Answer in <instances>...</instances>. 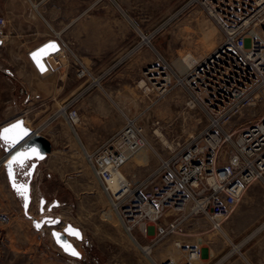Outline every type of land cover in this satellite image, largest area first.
<instances>
[{
    "label": "rangeland",
    "instance_id": "rangeland-1",
    "mask_svg": "<svg viewBox=\"0 0 264 264\" xmlns=\"http://www.w3.org/2000/svg\"><path fill=\"white\" fill-rule=\"evenodd\" d=\"M101 8L111 9L112 16L129 27L128 44L113 48H64L63 65L57 68H70L77 73L84 66L99 84L92 87L108 90L113 136L123 128L126 119H134L142 126L150 147L133 155L122 173L134 185L144 180L151 183L160 160L170 158L172 150L187 148L192 137L200 138L207 121L199 109L187 106L188 95L183 88L173 89L162 99L152 90L142 88L143 73L157 64L183 73V55L205 57L218 47L222 35L191 0H100L97 9ZM203 45H207L205 50ZM67 104L57 106L53 123L40 134L50 142L51 152L36 169L28 211L9 181L6 150L0 161V264H165L172 261L167 259L169 252L176 253V264H186L185 246H196L201 251L200 258L192 264H264L261 182L249 188L224 222L222 232L214 231L202 215H189L188 206L179 213L166 209L156 223H150L147 238L134 240L86 158L85 153L93 151L83 144L80 131L87 128L83 118L80 116L81 122L72 127L64 117L62 108ZM263 110L260 102L245 108L227 129L239 134L257 121ZM30 126L33 131L36 129L32 123ZM87 130L97 132L92 127ZM158 131L169 145L161 141ZM237 139L238 135L232 143L222 146L220 164L225 163ZM30 165L29 162L25 172ZM23 177L26 182L28 176ZM175 219H183L177 233L158 241L157 227ZM68 225L82 233V239L67 235L80 257L66 254L53 237V231L65 233ZM178 243L182 245L180 253ZM148 247L152 251L149 248L150 253L146 254Z\"/></svg>",
    "mask_w": 264,
    "mask_h": 264
},
{
    "label": "built area",
    "instance_id": "built-area-1",
    "mask_svg": "<svg viewBox=\"0 0 264 264\" xmlns=\"http://www.w3.org/2000/svg\"><path fill=\"white\" fill-rule=\"evenodd\" d=\"M191 4L200 7L219 29L222 39L218 47L192 65L185 64L183 73L167 65L149 67L143 73L141 87L155 92L158 99L183 88L188 95L187 106L199 109L206 118L200 138L192 137L182 151L172 150L170 158L160 160L152 182L144 180L137 185L120 175L135 153L150 147L136 120L126 119L113 137L92 153H85L103 193L134 240L147 238L150 223H156L166 209L179 213L188 206L189 215H202L214 231L222 232L224 222L249 188L264 183V110L239 134L227 129L245 108L258 102L264 107V0H191ZM6 25L0 17V40L6 36ZM54 61L63 65L57 57ZM77 76L92 77V86L99 85L84 66ZM62 109L69 125L80 122L73 101ZM236 135V144L220 164L222 146L232 143ZM115 182L117 191L111 188ZM182 223L183 219H175L166 226L159 225L157 240L176 234ZM184 250L186 264L201 256L196 246Z\"/></svg>",
    "mask_w": 264,
    "mask_h": 264
},
{
    "label": "crops",
    "instance_id": "crops-1",
    "mask_svg": "<svg viewBox=\"0 0 264 264\" xmlns=\"http://www.w3.org/2000/svg\"><path fill=\"white\" fill-rule=\"evenodd\" d=\"M99 3L100 0H0V17L7 23L6 36L0 40V131L23 120L25 126L33 129L32 123L34 131L41 134L53 123L57 106L73 101L87 127L80 131L85 149L94 151L113 136L108 90L94 89L91 78L80 79L70 68L47 63L49 72L40 74L30 58L31 52L49 40H57L62 48L128 44L129 27L114 18L111 9H97ZM88 127L97 132H89ZM5 155L0 140V161ZM37 171L41 173L40 168Z\"/></svg>",
    "mask_w": 264,
    "mask_h": 264
},
{
    "label": "water",
    "instance_id": "water-1",
    "mask_svg": "<svg viewBox=\"0 0 264 264\" xmlns=\"http://www.w3.org/2000/svg\"><path fill=\"white\" fill-rule=\"evenodd\" d=\"M54 45V47H50ZM61 50V45L57 40H49L44 45L35 49L30 53V58L34 63L35 67L39 71L40 74H46L49 72V67L46 63V60L49 63L57 68V64L54 59L51 58L54 55H57ZM35 56V59L33 58ZM19 125V127H16ZM5 130H9L5 132ZM0 136H6L7 139H0L5 144V150L7 152L8 161L6 163V170L9 177V181L12 185V188L23 198L24 201V209L28 211L30 203L32 201V181L34 179V175L36 169L41 161H43L47 155L51 152V144L50 142L41 136L38 132H35L24 125L23 120H18L11 125H8L1 129ZM19 157V163H12L14 158ZM31 163L30 168L26 172L25 176H28V180L26 182L19 181L17 178V169L24 170L26 169L28 163ZM11 172V175H10ZM57 220L55 222L58 223ZM73 230L77 232L79 236L73 235L69 230ZM53 237L62 250L70 255L69 251H66V246H71L72 249L78 253L80 257V253L76 250L73 244L68 240L67 235L77 237L78 239H82V233L79 229L74 228L72 225H68L65 229V233L59 231H53ZM57 237H59V242ZM63 245V246H62Z\"/></svg>",
    "mask_w": 264,
    "mask_h": 264
},
{
    "label": "bare ground",
    "instance_id": "bare-ground-1",
    "mask_svg": "<svg viewBox=\"0 0 264 264\" xmlns=\"http://www.w3.org/2000/svg\"><path fill=\"white\" fill-rule=\"evenodd\" d=\"M213 36V34H211L210 35V37H212ZM214 39V38H213ZM212 39V40H213ZM206 46L207 45H203L202 46V48L205 50V48H206ZM63 52H64V49L61 47V50H60V52L57 54V55H54V56H52L51 58H54L55 59V56H58V58L62 61V56H63ZM212 52V51H211ZM210 52V53H211ZM60 54H62V56H59ZM209 53H207L206 55H208ZM206 55H203V56H206ZM199 58L200 57H197V56H195V55H193V54H186V55H183V57H182V63L183 64H187V65H192V63L194 62V61H197V60H199ZM46 63H48V65L50 66V63H49V61L48 60H46ZM144 84V81H142L141 82V86ZM62 112H64L63 110H62ZM157 134L159 135V137L161 138V141L165 144V146L166 145H169V143H168V141L165 139V137L158 131L157 132ZM170 147V146H169ZM170 148H172V147H170ZM143 149H145V148H143ZM143 149H141L140 151H138L137 153H135L134 154V156L133 157H135L138 153H140V152H142V151H145V150H143ZM133 157H131V158H133ZM130 158V159H131ZM131 161V160H130ZM129 163V162H128ZM120 175L122 176V177H124L125 178V175L121 172L120 173ZM126 179V178H125ZM126 181H128L129 183H130V181L128 180V179H126ZM256 183H254L253 184V186L255 185ZM118 183L117 182H115L114 184H112L111 185V188L113 189V191H117V189H118ZM229 219V218H228ZM227 219V220H228ZM198 240H200V238H198ZM185 247H187V246H185ZM176 248L177 249H179V250H177L178 252L177 253H180V251H181V248H182V245L181 244H176ZM239 248H236L235 250H237L238 252H239V250H238ZM146 251V254H149L150 252H149V248H147V249H145ZM186 250V249H185ZM184 250V251H185ZM176 253H174V252H169V256H167V259H171L172 261L174 260V256H177V255H175ZM179 255V254H178ZM174 262V261H173Z\"/></svg>",
    "mask_w": 264,
    "mask_h": 264
},
{
    "label": "snow or ice",
    "instance_id": "snow-or-ice-1",
    "mask_svg": "<svg viewBox=\"0 0 264 264\" xmlns=\"http://www.w3.org/2000/svg\"><path fill=\"white\" fill-rule=\"evenodd\" d=\"M50 47H54V45L50 46ZM35 59V56L33 57ZM16 127H19V125H17ZM9 130H5V132H8ZM0 139H7L6 136H0ZM20 162V158L16 157L14 158V160L12 161V163H19ZM11 175V172H10ZM37 227H39V225H37ZM71 234L76 235L77 237L79 236V234L77 232H74L73 230H69ZM58 242H59V237H57ZM63 246V245H62ZM66 251H69L71 255L73 256H78V253L75 251V249H72L71 246H66Z\"/></svg>",
    "mask_w": 264,
    "mask_h": 264
},
{
    "label": "flooded vegetation",
    "instance_id": "flooded-vegetation-1",
    "mask_svg": "<svg viewBox=\"0 0 264 264\" xmlns=\"http://www.w3.org/2000/svg\"><path fill=\"white\" fill-rule=\"evenodd\" d=\"M25 174H26L25 170H20V171H19V176L17 177L18 180H19V181H23V182H25V181H24V178H25V177H23V176H25Z\"/></svg>",
    "mask_w": 264,
    "mask_h": 264
}]
</instances>
